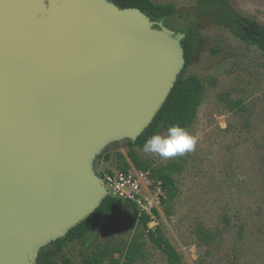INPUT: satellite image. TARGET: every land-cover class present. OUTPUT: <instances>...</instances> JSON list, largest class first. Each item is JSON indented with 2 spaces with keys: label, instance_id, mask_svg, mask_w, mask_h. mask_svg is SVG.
<instances>
[{
  "label": "water",
  "instance_id": "95a60500",
  "mask_svg": "<svg viewBox=\"0 0 264 264\" xmlns=\"http://www.w3.org/2000/svg\"><path fill=\"white\" fill-rule=\"evenodd\" d=\"M183 33L109 0H0V264H36L107 197L185 65Z\"/></svg>",
  "mask_w": 264,
  "mask_h": 264
},
{
  "label": "rangeland",
  "instance_id": "374dc122",
  "mask_svg": "<svg viewBox=\"0 0 264 264\" xmlns=\"http://www.w3.org/2000/svg\"><path fill=\"white\" fill-rule=\"evenodd\" d=\"M150 1L173 4L181 26L196 21L194 59L185 75L201 80L203 97L188 130L197 138L194 151L164 159L136 150L142 160L151 161L153 166L171 161L183 166L182 172L174 176L179 192L166 207L170 214L161 205L165 192L149 173L142 183L139 212L152 216L147 227L160 228L180 254V264H264V56L208 18L196 19L200 7L195 0ZM230 2L242 15L264 25V0ZM235 101L242 103L243 110L233 109L231 103ZM123 142L104 149L110 161H94L98 177L105 170H119L114 161L116 154L126 156L128 147ZM126 162V169H131L127 158ZM198 226L215 235L210 246L197 241L194 234ZM99 231V244L121 249L144 232L140 240L145 260L137 264H168L144 229L132 220L130 209L114 227L103 226ZM82 251L76 243L65 249L73 264H81ZM114 259L124 264L118 254ZM103 264L110 263L106 259Z\"/></svg>",
  "mask_w": 264,
  "mask_h": 264
},
{
  "label": "trees",
  "instance_id": "16d2710c",
  "mask_svg": "<svg viewBox=\"0 0 264 264\" xmlns=\"http://www.w3.org/2000/svg\"><path fill=\"white\" fill-rule=\"evenodd\" d=\"M121 9L136 8L146 14L151 21L162 22V24L176 32L183 33L181 47L184 51L185 65L181 74L177 78L173 89L167 97L165 103L145 131L134 141L125 140L123 143L127 148L126 156L116 154L115 167L126 172L128 164L126 158L133 167L142 172H148L150 178L159 183L165 192L166 198L161 199V205L165 213L169 215L168 203L173 202L177 197L178 188L175 184L174 176L183 170V166L178 161L168 162L163 166H153L149 160H142L136 150L143 151V145L147 138L162 131L167 133V128L173 124L190 129L195 121L197 110L203 97V86L199 78L193 75H185L188 67L194 59L198 32L195 31L196 21L179 25L181 20L176 17V9L171 3L157 4L150 0H109ZM200 7L196 19L208 18L217 27L226 30L234 39L256 48L264 56V25L258 21L245 17L235 10L230 0H195ZM233 109L243 110V105L239 101L231 103ZM98 159L108 162L111 156L105 152ZM107 174H113L111 170H105L99 175L104 180ZM126 209L132 212V220L137 222L144 231L150 243L159 250L165 257L168 264H180L181 256L165 237L160 228L149 229L147 224L152 221V216L140 214L133 204H127L122 200L108 195L100 206L86 219L72 228L65 237L41 248L38 252L36 264H73L70 257L65 253V249L71 244H78L82 247L81 264H103L108 260L110 264H119V260L114 259V255L124 259V264H137L145 260L143 253V243L140 240L144 232L134 236L122 249L118 246L110 248L104 244H99L98 232L103 226L110 228L122 219ZM156 216V210H153ZM197 241L205 246H210L215 240V235L198 226L195 230Z\"/></svg>",
  "mask_w": 264,
  "mask_h": 264
},
{
  "label": "clouds",
  "instance_id": "9594fccd",
  "mask_svg": "<svg viewBox=\"0 0 264 264\" xmlns=\"http://www.w3.org/2000/svg\"><path fill=\"white\" fill-rule=\"evenodd\" d=\"M197 138L179 124H173L167 128L166 134L159 132L147 138L143 145V151L159 155L164 159L183 156L194 151Z\"/></svg>",
  "mask_w": 264,
  "mask_h": 264
},
{
  "label": "built area",
  "instance_id": "2783aa9c",
  "mask_svg": "<svg viewBox=\"0 0 264 264\" xmlns=\"http://www.w3.org/2000/svg\"><path fill=\"white\" fill-rule=\"evenodd\" d=\"M131 166V169H126V172L111 170L113 174H107L102 180L107 189V196L110 195L127 204H133L139 211L143 202L142 183L146 181L148 172L138 171L132 164Z\"/></svg>",
  "mask_w": 264,
  "mask_h": 264
}]
</instances>
